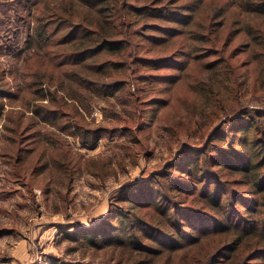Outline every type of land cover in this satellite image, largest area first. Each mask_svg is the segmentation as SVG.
<instances>
[{
  "label": "trees",
  "instance_id": "trees-1",
  "mask_svg": "<svg viewBox=\"0 0 264 264\" xmlns=\"http://www.w3.org/2000/svg\"><path fill=\"white\" fill-rule=\"evenodd\" d=\"M21 8L20 51L36 49L49 67L31 75L32 144L40 122L89 149L120 134L143 148L140 135L163 110L177 106L180 123L201 128L226 117L198 127L208 133L202 145L184 144L151 177L122 186L95 226L66 227L64 237L111 249L118 264H264V108L240 99L249 73L253 87L264 77V0H24ZM17 88L0 75V116ZM120 94L129 117L86 124L93 100ZM61 152L52 157L59 169Z\"/></svg>",
  "mask_w": 264,
  "mask_h": 264
},
{
  "label": "rangeland",
  "instance_id": "rangeland-1",
  "mask_svg": "<svg viewBox=\"0 0 264 264\" xmlns=\"http://www.w3.org/2000/svg\"><path fill=\"white\" fill-rule=\"evenodd\" d=\"M22 1L0 0V48L6 46V50L0 49V75L13 92L19 91V84L23 89L17 98L6 100L0 116V264H52L53 258L118 264L115 258L110 261L117 252L68 240L65 228L72 226L67 231H74L95 226L105 218L122 186L148 179L173 161L184 144L202 145L208 133L202 137L205 130H199L200 126L180 123L176 106L163 110V118L140 135L145 141L143 148L130 146L120 134L104 137L96 148L89 149L78 137L45 122L36 127L41 130L39 144H32L28 134L33 130L28 127L34 114L29 104L37 102L38 84L32 83L31 75L49 67L44 64L46 58L38 59L36 49L20 51L27 37L23 19L27 11L18 9ZM247 77L241 102L264 108V77L258 78L255 87L254 72ZM124 99L120 94L119 98L93 100L86 124L110 127L116 116L129 117L132 111L127 95ZM225 118L210 127L202 123L201 129L209 130ZM57 151H62L58 156L67 161V167L54 166L52 157ZM18 157L20 165L16 164Z\"/></svg>",
  "mask_w": 264,
  "mask_h": 264
}]
</instances>
